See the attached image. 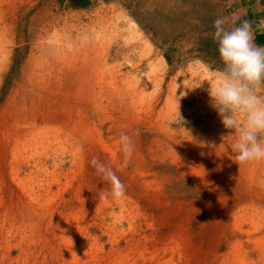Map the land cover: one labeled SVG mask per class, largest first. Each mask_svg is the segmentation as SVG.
<instances>
[{
    "label": "rangeland",
    "instance_id": "obj_1",
    "mask_svg": "<svg viewBox=\"0 0 264 264\" xmlns=\"http://www.w3.org/2000/svg\"><path fill=\"white\" fill-rule=\"evenodd\" d=\"M220 15L222 0H0V264H264V160H235L210 95ZM33 55L44 98L19 107ZM90 63L92 86L44 67Z\"/></svg>",
    "mask_w": 264,
    "mask_h": 264
},
{
    "label": "clouds",
    "instance_id": "obj_2",
    "mask_svg": "<svg viewBox=\"0 0 264 264\" xmlns=\"http://www.w3.org/2000/svg\"><path fill=\"white\" fill-rule=\"evenodd\" d=\"M237 19L235 14L220 15L212 22L211 35L223 68L210 95L221 122L232 130L235 160L260 161L264 160V96L258 95L256 88L264 81V46L255 44L252 23L241 20L236 24ZM118 143L126 162L133 152L132 137L122 132ZM90 164L110 182L114 199L125 194L123 183L110 167L95 157Z\"/></svg>",
    "mask_w": 264,
    "mask_h": 264
},
{
    "label": "bare ground",
    "instance_id": "obj_3",
    "mask_svg": "<svg viewBox=\"0 0 264 264\" xmlns=\"http://www.w3.org/2000/svg\"><path fill=\"white\" fill-rule=\"evenodd\" d=\"M73 40H71L72 42ZM89 41V40H87ZM135 41V40H134ZM90 42V41H89ZM87 43V42H86ZM85 43V44H86ZM91 43V42H90ZM92 44V43H91ZM94 48V46H93ZM87 49L91 50L90 48H88V45H87ZM78 50V48H77ZM82 50V49H81ZM58 49L55 48V49H52L51 51H49V56H51L53 59H56L58 58ZM76 53V51H75ZM72 54V53H71ZM70 54V55H71ZM84 54V53H82ZM89 54V53H87ZM60 56V55H59ZM87 57V56H86ZM92 57V56H91ZM93 58V57H92ZM36 59V57L33 55L30 57V63L28 65V72L25 73V81H26V86H27V82L29 83L30 87H26V86H23L22 85V94L20 95L21 97L19 98V107H21L20 105H26V102L28 100H31V103L32 102H37L39 100H41L42 98H44V95L41 93V90H40V85L37 81H35L36 77L38 76V73L40 71L43 70V65H31L32 62H34V60ZM84 59H85V56H84ZM83 59V60H84ZM32 60V61H31ZM87 60V59H86ZM90 60V59H89ZM79 61V60H78ZM49 63V62H48ZM84 63V62H83ZM34 64V63H33ZM57 67L58 69L60 70H63L61 71L63 76H65V79L67 80V83L70 82L72 83L75 79L77 82V80L79 78H81L82 76V79L84 80V83H86V85H91L90 83H92L90 81V69H91V63L90 65H84L83 68L80 67L78 68L77 65H45L44 67ZM64 67H66V69H64ZM93 67V66H92ZM38 68V69H37ZM42 69V70H41ZM39 70V71H38ZM93 72V70L91 71ZM84 73V74H83ZM94 73V72H93ZM92 73V74H93ZM93 76V75H92ZM93 78H91L92 80ZM70 86V85H69ZM72 86V85H71ZM92 86V85H91ZM89 89V87H88ZM75 89H72V92H74ZM77 92V90L75 91V93ZM71 93V92H70ZM76 94H74L75 96ZM73 96V97H74ZM27 120V119H26ZM30 122V121H29ZM34 122V121H33ZM26 123V122H25ZM31 125V124H30ZM29 125V126H30ZM33 127V126H32ZM35 127V126H34Z\"/></svg>",
    "mask_w": 264,
    "mask_h": 264
},
{
    "label": "crops",
    "instance_id": "obj_4",
    "mask_svg": "<svg viewBox=\"0 0 264 264\" xmlns=\"http://www.w3.org/2000/svg\"><path fill=\"white\" fill-rule=\"evenodd\" d=\"M222 2L227 15L235 14L238 17L236 24L241 20L252 23L255 44L264 46V0H222ZM257 87L264 96V81Z\"/></svg>",
    "mask_w": 264,
    "mask_h": 264
},
{
    "label": "trees",
    "instance_id": "obj_5",
    "mask_svg": "<svg viewBox=\"0 0 264 264\" xmlns=\"http://www.w3.org/2000/svg\"><path fill=\"white\" fill-rule=\"evenodd\" d=\"M60 1H65V0H60ZM68 1L71 4V6L75 8H85L92 2V0H68Z\"/></svg>",
    "mask_w": 264,
    "mask_h": 264
}]
</instances>
